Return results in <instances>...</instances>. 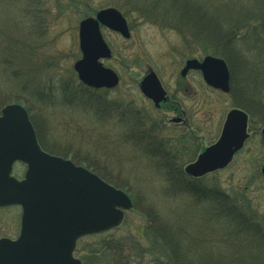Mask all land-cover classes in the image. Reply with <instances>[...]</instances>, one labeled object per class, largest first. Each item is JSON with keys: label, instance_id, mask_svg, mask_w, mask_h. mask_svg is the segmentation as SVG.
Listing matches in <instances>:
<instances>
[{"label": "rangeland", "instance_id": "1", "mask_svg": "<svg viewBox=\"0 0 264 264\" xmlns=\"http://www.w3.org/2000/svg\"><path fill=\"white\" fill-rule=\"evenodd\" d=\"M115 1L118 0H90V4L99 8L115 6L113 5ZM233 1L220 2L218 5L225 12L218 11V16L223 19H234V14L226 13L230 12L229 9L233 10L231 3ZM45 3L38 12L30 11V16L35 13L41 17L43 27L39 29L30 27L29 31L28 27L23 28L19 23V17L23 13L20 4L13 7L5 5L4 9L0 7L2 38H10L11 41L16 38L17 45H12L13 48L21 49L18 55L30 60L26 66L19 68L18 78H15L12 90H4L0 93V100L6 99L5 104L18 103L26 110L28 117L30 114L32 119L30 117L29 119L32 120V125L34 123L36 126L33 125L34 131H38L37 142L45 152L70 159L84 167L91 164L98 170L97 172L107 175L111 182L115 181L128 188L127 194L134 207L124 212L122 222L108 231L78 238L73 256L79 258L82 263L87 251L98 246L100 240L112 239L123 245L121 264H158L157 260H164L166 253L159 250L158 243H154L146 236L143 237L144 225L147 222L144 213L157 212L163 221H173L176 216L186 217L188 222L185 225L191 238H194V223L200 219V210L206 209L207 203H196L192 195L180 193L183 192L182 190L173 191L165 168H162L167 159L170 166L183 168L195 157H171L174 159L171 160L170 157H148L146 153L144 154V145L139 143L138 134L135 133V130L136 132L141 130L139 126L141 119L134 111L138 109L152 112L153 108L144 101L136 84L150 68L158 75L164 87L171 91L178 78L185 53L189 49L195 51L198 47H190L191 45L184 47L175 30L160 26L159 23L144 21L135 11L131 10L127 14L122 8L115 6L126 18L131 37L123 39L116 32L101 26V34L112 51L111 58L101 61L103 65L117 73L119 83L110 89L94 90L87 87L94 91L90 97L96 105L86 104L85 98L89 97L90 91L85 92L81 89L84 85L78 81L73 71V63L81 56L77 34L82 10L79 13L75 7L67 6L66 2L60 0H47ZM129 3L134 7L133 3ZM136 3L138 5V2ZM196 10L201 11L198 8ZM200 17L204 18V15ZM200 17L192 20L202 23L203 19ZM200 23L195 25L200 26ZM254 23L256 24L255 19L251 24ZM212 24L217 26L214 18H209L207 26H214ZM27 25L29 26L30 23L27 22ZM224 28L222 25L221 29ZM214 29L215 31H212L213 29L210 31L226 35V32L218 28ZM258 41V45L264 46V41ZM239 42L240 53L236 64L241 66L243 63L246 66L243 70H241L243 67L234 68L237 77L233 79L236 80V87L240 89L243 84L240 76L242 77L244 71H254L256 68L251 65L255 60L254 46L249 44L250 41ZM6 51L5 53L8 54ZM260 52H264V48ZM193 55L202 56L196 51ZM263 55L264 53L260 55L262 58L258 61L264 62ZM15 65L18 67V63ZM235 72L233 71L232 76ZM253 74L254 80L260 83L264 81V72L261 68L255 70ZM184 80L192 92L193 104L197 106L193 112V121L202 129L197 131V135L204 138L202 144H206L209 138L217 136L226 111L234 104L233 98L205 86L196 72H190ZM66 82L69 83L68 90H75L69 93L74 96L72 101L68 99L69 94H65L66 97L63 98L65 95L61 94L59 89L61 83ZM12 95H18L20 98H16V101L7 100V98L14 99L10 98ZM261 95L263 98L260 97L259 102L262 104L264 93ZM105 102L106 106L100 108L99 106L104 105ZM251 114L254 125H249L253 129L264 127V111L257 108V113ZM254 118L257 120L255 121ZM130 127L132 133L127 131H130ZM125 136L127 138H124ZM244 149L240 154L261 153L262 155L263 153L257 139H251ZM240 154L233 157L226 167L209 172L198 180L201 185L207 187L212 183H218L219 188L237 200L246 198L264 220V177L259 173L264 157H241ZM24 170L20 164H16L12 172L15 177L21 178ZM19 218V206L0 208V237L15 238L20 229ZM179 223L183 224L181 221ZM199 229H203L202 224H199ZM203 248L202 245H194L191 250H206ZM245 259L250 262L248 257Z\"/></svg>", "mask_w": 264, "mask_h": 264}, {"label": "water", "instance_id": "2", "mask_svg": "<svg viewBox=\"0 0 264 264\" xmlns=\"http://www.w3.org/2000/svg\"><path fill=\"white\" fill-rule=\"evenodd\" d=\"M100 25L124 38L130 36L125 18L113 6L82 18L78 23L81 57L73 63V69L83 84L111 88L118 76L100 61L111 57ZM189 68L199 69L210 86L228 91L229 72L222 58L209 54L202 61L189 58L181 74ZM139 88L157 106L165 99L153 70L143 76ZM246 125L247 113L231 108L219 138L186 164L184 172L198 177L226 166L247 137ZM261 137L264 145V127ZM15 161L26 165L21 179L11 175ZM260 172L264 176V163ZM11 204L21 207L20 231L15 239L0 237V264H80V259L72 255L76 240L117 226L132 201L125 191L96 173L45 152L23 106L7 103L0 110V206Z\"/></svg>", "mask_w": 264, "mask_h": 264}, {"label": "trees", "instance_id": "3", "mask_svg": "<svg viewBox=\"0 0 264 264\" xmlns=\"http://www.w3.org/2000/svg\"><path fill=\"white\" fill-rule=\"evenodd\" d=\"M60 1L66 2L67 6L75 7L79 13L82 10L80 13L82 17L102 8L94 7L90 4V0ZM222 1L225 0H210V3H208V0H121V2L118 0L113 5L122 8L127 14L131 10L135 11L144 21L159 23L160 26L175 30L180 36L184 47L186 45L198 47L195 48L198 54L209 53L222 57L230 73L232 103H234V106L244 109L250 116L253 115L252 112L257 113V108L264 111V103L259 102L260 97L263 98L261 93H264V81L260 83L253 78V73L258 68H261L264 72V62L258 61L259 58H262L260 55L264 53L260 52L264 46L258 45V40L264 41V0H234L231 2L233 10L229 9L230 12H226L234 14V19H223L218 16V11H224L218 5ZM45 2L47 0H0V7L4 9L5 5L13 7L20 4L23 13L19 17V23L23 28L28 27L29 31L30 27L38 29L43 27L41 17L35 13L30 16V11L38 12L39 9L44 7ZM129 2L133 3L134 7ZM136 2H138V5ZM197 8L201 11L198 12ZM202 14L204 18L200 17ZM198 16L203 19L202 23L192 20V18L195 19ZM209 18H214L217 26L215 24H212L214 26H207ZM253 19L256 20V24H251ZM27 22L30 23L29 26ZM195 23H200V26H196ZM222 25H224V29H221ZM214 28L226 32V35L212 32L215 31ZM15 40L16 38L13 41L10 38L3 39L0 34V93L4 90H12L14 80L18 78L19 68L26 66L27 62L30 61L18 55L21 49L13 48L12 45L16 44ZM240 40L250 41L249 44L254 46L255 60L251 65L256 69L254 71H244L242 77L240 76L243 83L240 84L242 88L239 89L236 87V80L233 79V77H237L235 69L243 67L241 69L243 70L246 66L243 63H241V66L236 64L237 56L240 53ZM193 51L189 49L185 53V57L193 55L195 53ZM245 53H248V51H245ZM15 63H18V67H15ZM231 69L235 72L233 76ZM68 82L61 83L59 86L63 95L75 91L68 90ZM18 83L20 84L21 81ZM81 89L85 92L90 91L89 97L85 98L86 104L96 105L90 97L92 91L86 86H81ZM6 95L9 96V94ZM6 95H3V97ZM18 97V95H12L10 98L14 99L6 98L7 100L16 101ZM69 97L68 99L71 101L74 98L73 94H69ZM5 101L6 99L0 100V109L6 103ZM27 111L29 113V110ZM256 116L258 119V115ZM29 117L32 119L30 114ZM257 121L259 123V119ZM253 122L250 116L249 124L254 125ZM33 125L35 126L34 123ZM131 129L130 127V131ZM36 134L39 138L38 131H36ZM170 159L174 160L171 157ZM171 160L169 161L172 163ZM173 166H170L168 159L162 165L173 191L182 190L183 192L180 193L192 195L196 203L206 202L207 207L203 210L197 209L200 210L201 216L194 223L196 228L193 227V231L195 230L194 238H191L185 225L188 222L186 217L176 216L173 221H163L157 212H153V214L144 213L147 222L144 225L143 237L146 236L154 243H158L159 250L166 253L164 260H157L158 264H264V220L253 209L250 202L246 198L237 200L219 188L218 183H212L208 187L203 186L199 182V178L188 177L184 174L181 166ZM94 171L104 180L111 182L107 175L97 172L96 169ZM111 183L128 192V188L125 186H121L115 181ZM191 207L198 208L194 205H191ZM179 221L183 224H180ZM199 224L203 225V229H199ZM194 245H202L203 249L207 251H192L191 248ZM121 248H123V245L118 241L115 242L112 239L109 241L100 240L98 246L87 251V255L82 258L81 264H121ZM141 250L145 251V249ZM247 257L250 262L245 259Z\"/></svg>", "mask_w": 264, "mask_h": 264}, {"label": "flooded vegetation", "instance_id": "4", "mask_svg": "<svg viewBox=\"0 0 264 264\" xmlns=\"http://www.w3.org/2000/svg\"><path fill=\"white\" fill-rule=\"evenodd\" d=\"M199 55L202 56L195 57V55H190L185 57L182 66L179 70L178 78L175 80L174 83L175 86L173 89H171V91L167 90L164 87L162 81L158 77L161 86L165 91V99L159 101L158 106L154 104L152 99L146 97L139 88L140 81L145 75V72L137 82L136 85L144 101H146L153 108L152 112L147 110L140 111L138 109L136 112L134 111L135 114L138 113V115H140V119H141L139 123V126H141L140 128L141 130L138 132H136L137 130H135V133L138 134V136L137 135L136 136L138 138L139 143L144 145L143 152L144 154L146 153L148 157H198V155L207 146L214 143L219 138L226 114L229 111V109L234 107L238 108L237 106L234 105L230 107L224 115L217 136L215 138H209L206 144H202V140H204V138L197 135V131L202 130L201 126L195 125L193 121V112L195 110V107L197 106H194L193 104L192 92L190 91L188 85L184 83L185 82L184 79L190 72H196V74L200 77L201 81L204 83L205 86L213 90L215 89L221 92L222 94L228 96H230V85L228 92H223L220 89L213 88L205 82V80L203 79L202 72L199 69H195V68H189L182 75L181 70L185 65V61L189 58H196L198 61H202L204 54H199ZM229 80H230V74H229ZM118 83H119V76H118L117 84ZM115 86L111 88H114ZM91 89L96 90V89H110V88L91 87ZM105 106H106V102L104 105L99 107L103 109ZM99 107L96 108L99 109ZM101 112L102 111L100 110V113ZM249 128L251 129V131ZM127 131L128 133H132L131 132L132 129L131 131L129 130ZM246 132L248 135L244 140L242 147L239 150H237L232 157H235L238 153L240 154V152L244 151L245 150L244 148L247 147V143L249 144V141H251V139L253 140L257 139L259 141L260 149L263 152L262 155L261 153H256V154L241 153L240 154L241 157H264V145L262 143L261 128L253 129V127L249 125V120H248ZM124 138L127 137L125 136ZM16 164H20L22 168L25 169L24 164L19 162H14L13 166ZM92 167L93 166L91 164H88L87 167L85 166V168H87L88 170L95 172L94 167L93 168Z\"/></svg>", "mask_w": 264, "mask_h": 264}]
</instances>
